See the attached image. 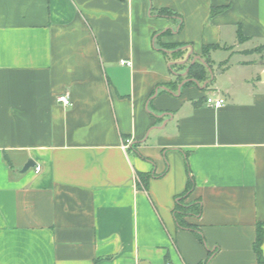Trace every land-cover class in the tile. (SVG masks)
<instances>
[{"label": "crops", "instance_id": "crops-1", "mask_svg": "<svg viewBox=\"0 0 264 264\" xmlns=\"http://www.w3.org/2000/svg\"><path fill=\"white\" fill-rule=\"evenodd\" d=\"M262 46L264 0H0V264H260Z\"/></svg>", "mask_w": 264, "mask_h": 264}, {"label": "trees", "instance_id": "trees-1", "mask_svg": "<svg viewBox=\"0 0 264 264\" xmlns=\"http://www.w3.org/2000/svg\"><path fill=\"white\" fill-rule=\"evenodd\" d=\"M260 50H264V46L260 48ZM201 65H195L193 67L194 74L197 76L199 80L205 78V72L204 70L201 71ZM151 176H141V180L144 184V186H147L148 180ZM195 187V183L193 178L190 176L189 182H188V188L186 193L179 197L176 202V208L174 210V217L176 219V222L179 227L183 229H189L192 230L194 233H196L200 239L203 241V237L201 236L200 232L198 231V228L189 225L186 221V217L191 216H199L202 212V207L200 203H187L186 200L190 196V194L193 192ZM262 242H263V228H258V238L255 244V251L258 256V261L260 264H264V255L262 251Z\"/></svg>", "mask_w": 264, "mask_h": 264}, {"label": "built area", "instance_id": "built-area-1", "mask_svg": "<svg viewBox=\"0 0 264 264\" xmlns=\"http://www.w3.org/2000/svg\"><path fill=\"white\" fill-rule=\"evenodd\" d=\"M121 65H123V66L130 65V63L127 61H123V62H121ZM58 102L62 103L66 107L72 106L71 100H70L69 96H67V95L60 96L58 98ZM206 102H207L208 106H210L212 108H216V109L221 108V107L226 105V100L223 97H218V96L217 97L216 96H210ZM37 171H40V169L37 168Z\"/></svg>", "mask_w": 264, "mask_h": 264}, {"label": "water", "instance_id": "water-1", "mask_svg": "<svg viewBox=\"0 0 264 264\" xmlns=\"http://www.w3.org/2000/svg\"><path fill=\"white\" fill-rule=\"evenodd\" d=\"M35 167H36V163L33 162L32 160H30V161L26 164V166H25V168H24V172L28 171V170L31 169V168H35Z\"/></svg>", "mask_w": 264, "mask_h": 264}]
</instances>
